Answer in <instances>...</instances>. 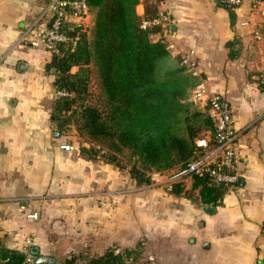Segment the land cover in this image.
<instances>
[{
    "label": "crops",
    "instance_id": "obj_1",
    "mask_svg": "<svg viewBox=\"0 0 264 264\" xmlns=\"http://www.w3.org/2000/svg\"><path fill=\"white\" fill-rule=\"evenodd\" d=\"M50 2L0 0V235L10 247L28 252L36 245L60 260L96 248L103 204L96 197L108 194L117 206L133 187L121 169L82 152L73 140L77 127L59 129L52 114V53L25 40L47 22ZM151 3L169 17L173 58L195 51L194 76L229 99L242 129L244 184L231 188L215 212L193 211L195 220L174 240L184 254L179 264H264V1L229 9L220 0H140L138 13ZM65 142L73 148H62ZM34 211L38 217H29Z\"/></svg>",
    "mask_w": 264,
    "mask_h": 264
},
{
    "label": "trees",
    "instance_id": "obj_2",
    "mask_svg": "<svg viewBox=\"0 0 264 264\" xmlns=\"http://www.w3.org/2000/svg\"><path fill=\"white\" fill-rule=\"evenodd\" d=\"M139 2L89 0L92 25L67 29L71 35L79 33L80 38L75 44L61 45L50 62L57 69L56 90L69 92L57 95L54 101L52 114L59 129L66 130L73 121L80 135L103 146L100 155L109 163L119 165L120 154L128 149L129 173L141 186L153 182V171L183 167L195 151L196 138L214 125L208 112L191 97L198 82L194 74L180 58H173L167 43L151 37L158 27L141 26L144 17L157 15L156 4L151 3L141 15ZM220 4L231 9L224 0ZM94 68L105 108L87 101ZM79 147L90 157L100 156L94 144L81 143ZM190 177L189 184L185 179L171 182L169 191L199 202L205 209L223 204L225 194L239 184L216 186L208 175ZM133 252L108 246L99 254L71 252L58 264H130L128 257ZM30 254L34 256L32 248L26 252L10 247L0 235V264H18Z\"/></svg>",
    "mask_w": 264,
    "mask_h": 264
},
{
    "label": "rangeland",
    "instance_id": "obj_3",
    "mask_svg": "<svg viewBox=\"0 0 264 264\" xmlns=\"http://www.w3.org/2000/svg\"><path fill=\"white\" fill-rule=\"evenodd\" d=\"M91 17L90 24L92 25V13ZM87 101L100 108H105V95L95 68L89 85ZM73 118L75 121V117ZM71 124L75 126L73 121ZM68 126L70 127V124ZM73 140L77 144L85 143L90 146L94 144L99 151L98 155L103 153L101 148L103 146L99 147L86 135H80L78 132L77 138H73ZM86 154L90 156V153ZM101 155L96 159L105 161ZM119 162V165L111 164L115 168L121 169L122 174L127 175L126 183L129 187L131 182L132 194L131 196L118 197L117 206L109 204L108 194L96 197V201L97 199L103 200V204L100 206L102 215L96 218V248L92 247L90 254H99L105 251L108 246H114L117 251L122 252L127 248L133 249L134 252L128 257L130 264H179L180 258H183L184 254L176 252L174 240L184 234V230L189 227V221L195 220L196 216L193 211L203 209V205L190 199L191 202L189 198L187 201L185 196L169 195V185L171 182L177 181L172 176L178 168L165 170L161 173L153 171L151 184L135 188V180L129 175L131 160L128 149L120 154ZM190 176L183 178L188 184L191 180ZM161 201H164V204H159ZM184 218L186 223L181 222L184 221Z\"/></svg>",
    "mask_w": 264,
    "mask_h": 264
},
{
    "label": "built area",
    "instance_id": "obj_4",
    "mask_svg": "<svg viewBox=\"0 0 264 264\" xmlns=\"http://www.w3.org/2000/svg\"><path fill=\"white\" fill-rule=\"evenodd\" d=\"M231 8L240 5L244 0H224ZM258 6L264 0H253ZM47 22L39 26L32 35L25 40L32 47H41L52 54L60 52L61 45L75 44L80 34L71 35L67 29L71 26L89 27L92 20L89 0H51ZM144 28L158 27L151 32L154 40L167 43V36L172 32L168 15L158 11L153 17H144L141 21ZM258 37L262 35L257 31ZM157 37V39H155ZM193 49L183 52L180 57L182 64L188 66L194 75H199L198 63L191 56ZM264 81V79H263ZM57 95L69 94L64 89L56 90ZM192 99L200 109L206 110L213 120L214 128L205 129L195 140L196 148L193 155L183 167L173 174L177 180L192 174L208 175L216 185L233 184L239 179L238 166L240 163L239 144L242 129L236 125L233 107L229 99L219 91H211L205 80H199L192 92ZM62 148L71 150L73 145L62 143ZM161 173V172H159ZM180 178V179H178ZM38 211L28 213L29 217H38ZM18 264H37L33 255H28Z\"/></svg>",
    "mask_w": 264,
    "mask_h": 264
},
{
    "label": "water",
    "instance_id": "obj_5",
    "mask_svg": "<svg viewBox=\"0 0 264 264\" xmlns=\"http://www.w3.org/2000/svg\"><path fill=\"white\" fill-rule=\"evenodd\" d=\"M47 68H48V72H49L50 63H48ZM56 70L57 69L55 67L52 68V71L56 72ZM238 182L240 184H244V177H239ZM206 209L208 211H211V212H215L216 211V207L215 206H206ZM32 252L34 253L35 262L37 264H58L59 263V259L51 257V256H48V255L41 254L40 251H39V247L36 246V245H34L32 247Z\"/></svg>",
    "mask_w": 264,
    "mask_h": 264
}]
</instances>
